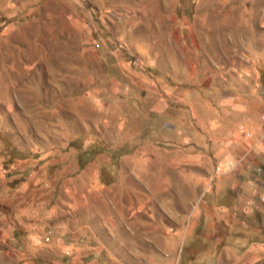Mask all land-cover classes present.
<instances>
[{"label": "rangeland", "instance_id": "rangeland-1", "mask_svg": "<svg viewBox=\"0 0 264 264\" xmlns=\"http://www.w3.org/2000/svg\"><path fill=\"white\" fill-rule=\"evenodd\" d=\"M233 177L264 190V0H0V264H264V210L219 241Z\"/></svg>", "mask_w": 264, "mask_h": 264}, {"label": "crops", "instance_id": "crops-1", "mask_svg": "<svg viewBox=\"0 0 264 264\" xmlns=\"http://www.w3.org/2000/svg\"><path fill=\"white\" fill-rule=\"evenodd\" d=\"M232 174V172L223 171L220 173L218 179L220 182L227 179ZM232 177V176H231ZM233 182H230L221 190L216 196L214 201L213 197L208 199L207 205L210 206L214 203L219 204L218 213L219 217L224 218V229L226 230L222 236H220L219 241L233 242L239 245V252L243 255H250L253 250L256 249L257 244L253 241L254 231L258 230L259 224L253 217L247 218L255 210H264V190L259 186L255 185L256 180L250 178L242 184L237 182L235 177L231 178ZM199 210V207L195 208ZM217 211L216 208H213ZM233 214V215H232ZM239 214L240 218H235L234 215ZM231 215L233 218H231ZM245 215V217H241ZM233 228H241L243 232H235L231 234ZM261 231H264V224H261Z\"/></svg>", "mask_w": 264, "mask_h": 264}]
</instances>
